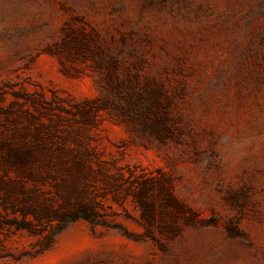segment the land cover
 Wrapping results in <instances>:
<instances>
[{"label": "rangeland", "instance_id": "1", "mask_svg": "<svg viewBox=\"0 0 264 264\" xmlns=\"http://www.w3.org/2000/svg\"><path fill=\"white\" fill-rule=\"evenodd\" d=\"M0 264H264V0H0Z\"/></svg>", "mask_w": 264, "mask_h": 264}, {"label": "trees", "instance_id": "2", "mask_svg": "<svg viewBox=\"0 0 264 264\" xmlns=\"http://www.w3.org/2000/svg\"><path fill=\"white\" fill-rule=\"evenodd\" d=\"M83 217H84V218H87V219H89V217H88V216H86V215H83Z\"/></svg>", "mask_w": 264, "mask_h": 264}]
</instances>
